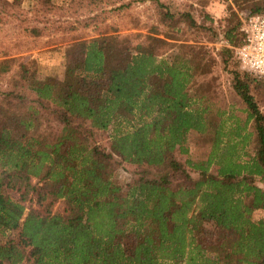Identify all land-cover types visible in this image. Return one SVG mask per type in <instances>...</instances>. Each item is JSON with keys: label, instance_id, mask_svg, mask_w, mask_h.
Segmentation results:
<instances>
[{"label": "trees", "instance_id": "1", "mask_svg": "<svg viewBox=\"0 0 264 264\" xmlns=\"http://www.w3.org/2000/svg\"><path fill=\"white\" fill-rule=\"evenodd\" d=\"M106 1L69 0L77 18L54 29L91 26L78 8ZM231 2L264 13V0ZM152 6L146 35L72 41L43 82L0 60V264H264V77L234 54L239 21L217 30L186 2ZM50 11L24 12L23 34L43 37L30 24ZM205 39L226 42L241 110L222 108Z\"/></svg>", "mask_w": 264, "mask_h": 264}, {"label": "rangeland", "instance_id": "2", "mask_svg": "<svg viewBox=\"0 0 264 264\" xmlns=\"http://www.w3.org/2000/svg\"><path fill=\"white\" fill-rule=\"evenodd\" d=\"M68 1L0 0V19L3 21L0 24V60L9 59L12 71L19 69L29 71L34 75L36 81L43 82L51 74L60 75L62 73L64 49L70 42L76 40L88 41L98 36L115 35L125 37L136 33L146 35L147 27L151 26L154 21L152 0H113L100 5L78 8L79 12L76 15H81L82 18L91 15L97 17L91 26L85 28L73 27L74 29L69 31L57 32L54 29L55 25L67 23L66 26H68L77 18V16L69 17L70 12L65 11ZM167 1L173 7L185 2L191 4V12L194 13L197 21H201L202 13H207L212 18L213 25L217 30H222L227 25H233L236 21L240 23L241 19L250 11L248 7L237 9L231 0ZM39 2L49 7L51 11L48 14L45 13V15L37 14L36 17L40 19V24L31 23L30 26L43 28L45 35L43 37L25 35L21 31L19 22L23 20L24 12L30 11ZM228 6H231V11L228 10ZM61 9H64L63 14L60 13ZM33 14H35L34 10ZM26 18H29V15L26 14ZM224 45H226V42L223 40L217 43H209V39H205L198 44V47L202 48L204 52H209L217 63L207 77L215 81L214 90L221 101L222 108L226 111L236 112V110L242 109L240 100L231 89L230 77L219 67L220 60L216 53ZM171 55L172 51L159 59L167 60ZM130 126V124L128 126L123 125L121 130H126ZM108 139L107 133L104 138L98 140V144L105 146ZM34 183V180L31 181V184ZM7 195L13 199H19V193L15 191L8 190ZM24 203L26 207L31 205L35 209L38 208L35 204V198L29 195L25 198ZM61 209L62 206L57 203L52 211L57 212ZM262 214L261 212H255L254 218H260Z\"/></svg>", "mask_w": 264, "mask_h": 264}, {"label": "built area", "instance_id": "3", "mask_svg": "<svg viewBox=\"0 0 264 264\" xmlns=\"http://www.w3.org/2000/svg\"><path fill=\"white\" fill-rule=\"evenodd\" d=\"M241 43L234 54L242 70L264 77V13L245 15L240 21Z\"/></svg>", "mask_w": 264, "mask_h": 264}, {"label": "crops", "instance_id": "4", "mask_svg": "<svg viewBox=\"0 0 264 264\" xmlns=\"http://www.w3.org/2000/svg\"><path fill=\"white\" fill-rule=\"evenodd\" d=\"M262 216H263V214H262Z\"/></svg>", "mask_w": 264, "mask_h": 264}]
</instances>
